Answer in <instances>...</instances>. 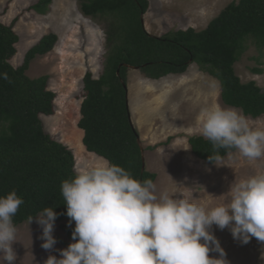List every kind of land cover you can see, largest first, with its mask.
Segmentation results:
<instances>
[{
    "label": "trees",
    "instance_id": "trees-1",
    "mask_svg": "<svg viewBox=\"0 0 264 264\" xmlns=\"http://www.w3.org/2000/svg\"><path fill=\"white\" fill-rule=\"evenodd\" d=\"M51 1L37 0L30 8L46 14ZM80 6L83 14L104 20L107 49L100 74L95 77L87 70L82 78L77 125L87 151L122 166L137 180H156V173L142 171L139 134L129 116L125 85L130 66L158 80L184 74L195 63L218 80L224 105L251 118L264 115V89L254 80L242 82L234 68L248 42L264 51V0H233L201 30L188 27L160 36L151 35L142 21L149 0H80ZM13 24L0 22V196L14 190L23 198L13 217L15 226L53 207L59 214L55 224L72 240L75 226L62 223L69 217L61 184L77 173L75 157L68 146L52 138L41 120V115L55 111L56 93L48 88L49 76L26 73L33 59L53 49L57 35H43L14 67L9 60L19 37ZM172 138L147 148L167 145ZM187 141L192 154L208 164L235 151H216L202 135Z\"/></svg>",
    "mask_w": 264,
    "mask_h": 264
},
{
    "label": "rangeland",
    "instance_id": "rangeland-1",
    "mask_svg": "<svg viewBox=\"0 0 264 264\" xmlns=\"http://www.w3.org/2000/svg\"><path fill=\"white\" fill-rule=\"evenodd\" d=\"M36 1L0 0V22H14L19 37L16 52L9 61L14 67L19 66L25 52L43 35H57L53 49L33 59L26 72L29 77L48 75V88L56 93L54 114L41 115L43 126L52 138L73 151L76 171L101 165L107 161L86 150L83 131L77 124L82 78L87 70L97 77L103 68L107 50L105 22L101 17L83 14L80 0H52L46 14L30 8ZM231 1L149 0V8L143 14L144 27L155 36L188 27L201 30ZM234 68L242 82L254 80L264 89V51L248 42L247 50ZM127 102L144 150L146 169L157 175L154 183L158 192L211 208L228 201L234 181L264 173V158L250 161L236 150L214 164L192 154L187 138L202 135L200 118L205 109H233L245 116L241 110L223 104L218 80L200 70L197 64H191L184 74H170L158 80L129 67ZM245 117L251 127L264 128V115ZM169 136L173 138L167 145L147 148ZM62 223L75 226L74 221L69 224V219ZM16 227L15 264H44L49 255L59 258L58 250L73 242L55 224L53 235L57 243L46 251L39 238L42 228L35 219ZM212 231L224 249L228 264H264V242L253 237L249 243L242 244L233 239L227 228L220 230L213 225ZM209 256L220 258L215 251H210Z\"/></svg>",
    "mask_w": 264,
    "mask_h": 264
},
{
    "label": "clouds",
    "instance_id": "clouds-1",
    "mask_svg": "<svg viewBox=\"0 0 264 264\" xmlns=\"http://www.w3.org/2000/svg\"><path fill=\"white\" fill-rule=\"evenodd\" d=\"M200 119L202 135L216 151L235 149L250 161L264 158V128L251 127L241 113L215 107ZM61 193L69 224L75 222L73 242L44 264H228L213 225L227 228L242 244L253 237L264 242V173L234 181L228 201L211 208L158 192L153 180H137L109 162L78 170L62 182ZM23 204L14 190L0 196V264L17 260L13 217ZM58 215L46 207L29 219L41 226L46 251L57 243Z\"/></svg>",
    "mask_w": 264,
    "mask_h": 264
},
{
    "label": "water",
    "instance_id": "water-1",
    "mask_svg": "<svg viewBox=\"0 0 264 264\" xmlns=\"http://www.w3.org/2000/svg\"><path fill=\"white\" fill-rule=\"evenodd\" d=\"M142 21H143V17H142ZM131 68H133V69H139V67H131ZM118 74H119V69H117V75ZM125 87L127 89V85H125ZM127 107L129 108L128 102H127ZM129 116H130V119H131L130 111H129ZM138 143H139V146L141 148V153H142V171H144L146 169V166H145V158H144V150L142 148L141 141H140V138L139 137H138Z\"/></svg>",
    "mask_w": 264,
    "mask_h": 264
}]
</instances>
